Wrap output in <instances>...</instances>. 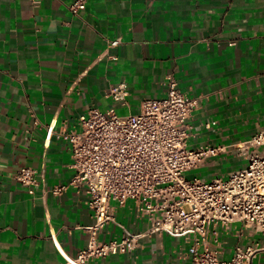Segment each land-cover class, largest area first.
Wrapping results in <instances>:
<instances>
[{
  "label": "crops",
  "instance_id": "0c3cea01",
  "mask_svg": "<svg viewBox=\"0 0 264 264\" xmlns=\"http://www.w3.org/2000/svg\"><path fill=\"white\" fill-rule=\"evenodd\" d=\"M75 1L0 0V264H65L55 242L72 256L88 245L95 220L87 193L43 189L70 182L71 150L61 135L90 109L137 114L143 101L165 97L173 77L198 100L191 148L238 144L264 128V0H86L78 15ZM113 88L124 90V101ZM226 160L194 172L202 177ZM23 167L37 172L34 194L15 179ZM111 205L116 221L101 241L149 230L139 203ZM240 232L239 224L218 228L225 259L249 244V232ZM193 244L147 235L131 254L88 264H192Z\"/></svg>",
  "mask_w": 264,
  "mask_h": 264
},
{
  "label": "built area",
  "instance_id": "2783aa9c",
  "mask_svg": "<svg viewBox=\"0 0 264 264\" xmlns=\"http://www.w3.org/2000/svg\"><path fill=\"white\" fill-rule=\"evenodd\" d=\"M41 2L31 0L34 6ZM85 8L86 0H76L70 10L78 15ZM125 95L121 88L111 90L117 101H124ZM197 103L169 77L165 97L143 101L137 114L90 109L79 117L75 129L61 135L70 147L74 174L68 184L43 190L58 197L69 188L85 191L95 220L87 229L88 245L74 256L55 242L65 264L131 254L145 236L153 234L192 237V264H254L264 259V128L238 144L191 148L189 120ZM52 131L49 128V138ZM222 156L247 164L211 181L201 176L187 179V173ZM15 179L30 194L39 185L37 172L29 167L19 169ZM129 200L140 204L149 230L101 241L100 233L116 221L111 202L124 207ZM234 224L241 226L240 236L249 232L250 242L245 247L237 244L231 258L225 259L218 228L229 230ZM212 228L216 247L209 238Z\"/></svg>",
  "mask_w": 264,
  "mask_h": 264
},
{
  "label": "rangeland",
  "instance_id": "374dc122",
  "mask_svg": "<svg viewBox=\"0 0 264 264\" xmlns=\"http://www.w3.org/2000/svg\"><path fill=\"white\" fill-rule=\"evenodd\" d=\"M246 164H247L246 161L235 159V158H233V156H230L229 160H226L223 163V165H219L217 168H213L212 171H209V172H207L205 170L204 171L205 174L202 176V178L206 181H211L216 177L226 176V175L230 174L231 172L238 170L241 167H245ZM214 172H216V173L214 174ZM196 176H197V174L195 172H189L186 174L187 179H192ZM229 258H231V257H228L226 259H229Z\"/></svg>",
  "mask_w": 264,
  "mask_h": 264
}]
</instances>
